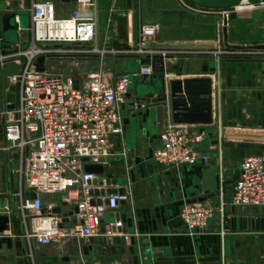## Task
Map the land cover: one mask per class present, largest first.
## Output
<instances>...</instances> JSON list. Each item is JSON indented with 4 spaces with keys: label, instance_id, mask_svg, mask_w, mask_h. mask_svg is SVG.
<instances>
[{
    "label": "crops",
    "instance_id": "1",
    "mask_svg": "<svg viewBox=\"0 0 264 264\" xmlns=\"http://www.w3.org/2000/svg\"><path fill=\"white\" fill-rule=\"evenodd\" d=\"M43 1L53 3L58 18L69 15L77 7L75 0H0V36L3 38V13L17 15L20 26L13 43L4 41V50L28 44L31 3ZM119 2L118 5L122 6L123 3ZM137 2L131 1V13L123 11L115 16L111 30L101 43L118 46L127 41L119 36L116 19L120 16L131 18ZM97 3L99 12L100 0ZM173 3L174 10L184 13L202 29L195 30L196 34L192 36L159 43L213 44L222 20L220 12L196 16L180 10L174 0ZM249 9L236 10L244 12ZM237 18V22L242 23L244 16L238 15ZM137 19L138 26L143 20L141 17ZM253 24L256 25L257 21ZM227 34L230 44L251 46L233 42L235 36L229 28ZM222 47L225 48L223 41ZM114 60L119 61V68H102L109 82L138 68L137 61ZM187 77H209L212 81L213 123L208 126L181 125L203 134V141L196 147L199 155L216 159V164L209 167L216 169L217 188L210 193L202 191L203 166L199 160L193 165L171 167L151 158L153 149L160 145L161 133L174 125L170 110L162 106L168 94L167 82ZM2 80L0 94L3 98ZM139 102H143L144 107L134 108ZM120 113L123 133L114 139V146L116 154L124 150L125 156L110 157L112 161L104 166L103 177L121 179V185L111 187L121 186L124 191L128 190L129 199L120 202L117 210L105 212L96 236L67 239L45 246L39 245L35 239L29 242L25 239L20 214L13 205L8 215L9 230L0 234V253L11 254V260L3 264H144L145 258L141 255V241L144 239L151 248L160 249L161 258L171 259L172 264L175 259L187 260L182 264H264V208L230 205L233 187L239 178L240 162L246 156L264 154V58L243 55L167 61L163 75L158 72L149 77L132 78ZM7 167L11 180L8 161ZM41 198L44 206L54 204L53 212L66 218V225L73 223L74 201L62 202L61 195H43ZM201 198H206L202 202L211 204L215 212L203 230L189 233L178 219L179 212L185 204L199 203ZM221 205L223 212L219 213ZM116 215H119L118 223ZM108 224H113L112 235L105 233ZM123 234L130 235L129 243L124 242Z\"/></svg>",
    "mask_w": 264,
    "mask_h": 264
},
{
    "label": "built area",
    "instance_id": "2",
    "mask_svg": "<svg viewBox=\"0 0 264 264\" xmlns=\"http://www.w3.org/2000/svg\"><path fill=\"white\" fill-rule=\"evenodd\" d=\"M77 7L65 17L55 15L50 1L31 3L30 41L25 46L4 50L0 36V81L10 64L15 73L6 76L4 96L0 103V128L10 165L11 187L3 197L9 215L15 205L24 227V237L42 246L59 244L67 239H88L98 234L106 211L117 210L119 203L129 199L128 190L117 186L120 193L107 196V204H92L88 181L97 176L84 171V165L108 164L105 160L115 155L114 139L123 133L120 107L125 103L130 77H149L154 74L151 65H142L136 73L121 74L107 81L102 73L105 60L122 58L139 61L155 60L158 69L160 58L180 61L193 57H222L251 55L264 58V50H232L222 47L223 18L228 10H208L189 0H174L178 8L196 16L220 12L221 22L217 37L209 48H158L160 27L156 23L138 22L137 43L131 37L122 45L101 43L98 35L99 12L97 0H75ZM245 7H261L257 6ZM239 8V7H238ZM19 25V17L15 15ZM20 30V27H17ZM168 44V43H167ZM195 44V43H193ZM43 56L44 71L36 69L37 59ZM50 59H95L99 69L84 78L50 72L46 62ZM14 87L13 108L5 99L9 87ZM144 107L143 102L134 108ZM203 134L187 126H168L160 135V145L153 149L151 158L164 166L193 165L208 157L199 155L196 147ZM86 159V162L84 161ZM102 159V162L99 160ZM35 198L31 199L30 194ZM43 195H61L62 202L74 201L76 212L72 224L66 225L63 216L53 212L54 204L42 203ZM230 205L239 208H264V154L249 155L242 159L239 178L233 187ZM215 212L207 202L185 204L178 219L187 232L203 230ZM223 212V206L218 208ZM119 222V221H118ZM117 222V223H118ZM111 225L105 233L112 235ZM125 243L130 235L123 234Z\"/></svg>",
    "mask_w": 264,
    "mask_h": 264
},
{
    "label": "water",
    "instance_id": "3",
    "mask_svg": "<svg viewBox=\"0 0 264 264\" xmlns=\"http://www.w3.org/2000/svg\"><path fill=\"white\" fill-rule=\"evenodd\" d=\"M192 4L208 9V10H220L226 11L232 8H238L244 6H257L264 3V0H189ZM137 14L135 11L132 13V17L120 16L116 19V26L119 36L123 39H129L131 37L133 47L137 43ZM227 18H223L222 28V41L223 46L232 50H264V44L259 45H232L228 42L227 34ZM1 27L3 33V39L7 43H13L15 41L17 27H20L15 23V14L6 12L1 16ZM158 48H209L212 49L215 46L208 43H160L156 45ZM155 60L150 61L148 58L137 61L138 68L133 71L136 73L139 71L142 65H151L154 73L165 72V65L159 58L160 66L157 69L155 67ZM44 57L40 56L36 61V69L39 72L44 71ZM16 66L13 64L8 65L7 71L4 72L5 76L2 80L3 87H6V76L8 74L15 73ZM128 73V72H127ZM168 94L167 98L164 97L162 101L163 107H168L171 113V121L174 125H203L208 126L213 123L212 112V81L209 77H187L183 79H170L167 82ZM14 87H9V92H6L5 99L8 103V108H13L14 102ZM208 157V156H207ZM86 162V159H84ZM103 160L100 159L99 162ZM107 163L112 161L110 158L105 160ZM199 163L203 166L201 170V187L204 193H210L217 188L216 182V169L215 167H209L216 164V159L211 158L204 162L203 159L199 160ZM84 171L91 173L97 177L91 181H88V185L91 186L89 190V196H91V203L100 205L102 203L107 204V196L110 194L120 193V190L112 189L111 186L121 185V179L107 178L104 176V166L100 164L86 163L84 165ZM99 186L101 189H97ZM96 188V189H92ZM30 198L34 199L35 194L31 193ZM206 198L198 199V201H205ZM4 202H0V234L9 230V217L6 214L7 211L4 208ZM229 207H226V209ZM59 212V211H57ZM76 208H74V213ZM66 218H63L65 221ZM119 215L115 216V221L118 222ZM141 255L145 258L144 264H172L171 259H163L159 255L160 249L151 248L146 239L141 241ZM187 260L175 259V264L185 263ZM193 262V260H192Z\"/></svg>",
    "mask_w": 264,
    "mask_h": 264
},
{
    "label": "rangeland",
    "instance_id": "4",
    "mask_svg": "<svg viewBox=\"0 0 264 264\" xmlns=\"http://www.w3.org/2000/svg\"><path fill=\"white\" fill-rule=\"evenodd\" d=\"M122 6L118 5V2ZM132 0H100L99 9V41L107 36V33L112 28L113 20L115 16L123 11L131 13L132 11ZM135 12L137 18L141 17L145 23H156L159 25L160 30L157 36V41L163 40H175L177 38L192 36L195 32L201 30L193 21H190L187 16L178 11L174 10L175 5L173 0H137ZM237 8L228 9V24L227 28L232 30L233 42H241L244 44H259L264 43V6L252 7L247 11L238 12ZM244 16L243 22L238 23L237 16ZM257 21L254 25L253 22ZM221 22V21H220ZM263 22V23H262ZM229 25V26H228ZM196 30V31H195ZM118 60L107 59L103 64V68L117 69L120 67ZM46 68L50 72H61L66 73L76 78H84L90 72L99 69V63L96 60H69V59H50L46 62ZM134 70H129L128 73H133ZM175 71V70H174ZM174 71L173 74H176ZM130 77V83L132 80ZM130 86V85H129ZM0 103L2 93L0 94ZM5 145L2 137V130L0 128V202L3 197L8 193L11 187V180L8 176L7 167V154L1 150ZM11 260L10 253H0V263H7Z\"/></svg>",
    "mask_w": 264,
    "mask_h": 264
},
{
    "label": "bare ground",
    "instance_id": "5",
    "mask_svg": "<svg viewBox=\"0 0 264 264\" xmlns=\"http://www.w3.org/2000/svg\"><path fill=\"white\" fill-rule=\"evenodd\" d=\"M239 8H249V7L242 6V7H239Z\"/></svg>",
    "mask_w": 264,
    "mask_h": 264
}]
</instances>
